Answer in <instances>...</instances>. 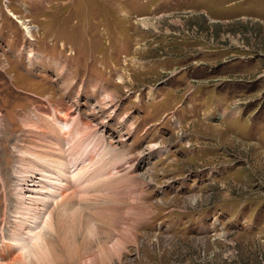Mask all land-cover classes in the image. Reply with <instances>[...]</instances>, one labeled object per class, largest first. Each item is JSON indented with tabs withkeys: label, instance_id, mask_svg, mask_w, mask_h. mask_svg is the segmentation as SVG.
Instances as JSON below:
<instances>
[{
	"label": "rangeland",
	"instance_id": "obj_1",
	"mask_svg": "<svg viewBox=\"0 0 264 264\" xmlns=\"http://www.w3.org/2000/svg\"><path fill=\"white\" fill-rule=\"evenodd\" d=\"M218 4L0 0V232L26 206L76 235L33 264H264V29ZM41 103L74 109L54 156ZM23 136L56 163L17 173Z\"/></svg>",
	"mask_w": 264,
	"mask_h": 264
},
{
	"label": "bare ground",
	"instance_id": "obj_2",
	"mask_svg": "<svg viewBox=\"0 0 264 264\" xmlns=\"http://www.w3.org/2000/svg\"><path fill=\"white\" fill-rule=\"evenodd\" d=\"M29 34L31 35V37H33L32 36L33 33L29 32ZM27 40H28V38H27ZM36 60H38V59H36ZM31 62H32V60H31ZM101 102H102L101 100L97 99V104H100ZM108 102H111V101L109 100ZM103 104H105L104 100L101 103V105H103ZM42 105L39 107V112L42 116H44V119L38 118V120L41 122H39V124L37 123L36 125H32V123H30V124L28 123V127L33 128L32 130L35 129L36 132H38V133L32 132L29 128L28 134L34 133L35 136H38L40 138H44L45 134L47 135L50 133L49 136L46 137L47 140L43 139V141H46V144L50 147V149H53V150H48V151L52 152V156H54L53 152L55 154H59L61 151L60 140L62 139L61 138L62 136L60 137V135H59L62 132V128L59 131H55V130H58V129H56V127H61L63 124L68 126L69 119L72 118V117H70V114L73 112L74 109H73V107L69 106V104L60 105L58 107H52L51 106L52 104H50V103L42 104ZM101 108H102V106H101ZM63 111L65 113L64 117H66L65 121L62 120L61 117H59L63 113ZM105 112H107V111H105ZM47 118H52L51 119L52 126L50 127V126H47L45 124L46 128L43 129L44 127H42L41 125L43 122L45 123V120H47ZM63 121H64V123H63ZM2 123H3L2 118H0V128H2L1 127ZM85 124L90 126L92 123L86 121L84 123V125ZM39 132H41V133H39ZM62 133L65 134V132H62ZM24 141L25 140H24V136H23L22 139L20 140V143L18 146L19 149H17V151H18V159H17V163H16L17 168H18L17 173H19L20 175H25L27 178L30 177L32 175V173H34L33 170L27 169L24 166V162L28 158L32 159L33 161H42L43 160V161L49 163V165L56 163L57 159L55 157H52V156H46L45 158L41 157L42 154H39L37 152V149H39V146H36V145L26 146V144L23 143ZM37 141H39V139ZM48 151H47V153H48ZM7 167L2 166L0 163V176L2 175V173H5V171H6L5 169ZM64 191H63V193L62 192L56 193L55 198L57 197V195H58V197L60 195L62 196V194H64ZM24 209H28L30 211V213H32L31 209L27 208L26 206H24L23 210ZM21 210L18 212L19 216L16 218L14 225L11 226V229L8 232V235H6L4 231L0 232V264H33V262H35V261H37V262L40 261L42 259V257L44 256V254L49 253L50 251L53 250L52 248H53L54 243L57 241L56 240L57 238L64 240V238L66 236V237H69L72 241H74V238L76 237V235L73 233L72 230H69V231L64 230V232H65L63 234L64 236H62L60 234V232H58L57 225L54 224L53 217L50 214H48V217L40 223V226H42V227H39V225H37V223L40 220L39 219L40 215H37L36 213L33 212L34 214H32L33 216H31L32 218H30V217H28V216H30V213H28V212L26 213L24 211L21 212ZM24 218L27 220H25ZM25 221H28V222H25ZM29 222L32 223V224H30V225H32V227H27ZM35 227H37L36 231H34V229H33ZM49 232L51 234H53L55 236V238H53V236ZM66 240H68V239L66 238ZM108 250H110V249H108ZM48 256L46 255V257H47L46 259L49 260L50 257L48 258ZM54 256L56 257V255H54ZM53 259H55V258H53ZM43 262H45V260L42 261V263H40V264H43ZM46 262H50V261H46Z\"/></svg>",
	"mask_w": 264,
	"mask_h": 264
},
{
	"label": "crops",
	"instance_id": "obj_3",
	"mask_svg": "<svg viewBox=\"0 0 264 264\" xmlns=\"http://www.w3.org/2000/svg\"><path fill=\"white\" fill-rule=\"evenodd\" d=\"M232 0H219V4L215 8V10H211V14L213 16H217L220 18V22L229 24L234 23L236 21H240L242 23H249V25L252 27L253 24L258 23L263 26L264 29V0H239L234 5L230 4ZM210 30H213L211 26ZM227 29L226 25L223 27V29ZM212 32V31H211ZM166 35L172 34L171 32H165ZM229 34V33H228ZM173 37H175V33H173ZM172 40H175L172 38ZM163 45H160L161 48L165 47H171L173 50L174 55L179 56L180 51H192L196 52L195 56H198L201 54L198 51L197 43L196 42H188V41H181L178 38H176V42H173L169 44L167 41L162 40ZM151 47H147L146 50H151ZM208 57L210 54L213 53V51L205 52ZM194 55V54H193ZM177 56L174 57L175 61H177Z\"/></svg>",
	"mask_w": 264,
	"mask_h": 264
}]
</instances>
